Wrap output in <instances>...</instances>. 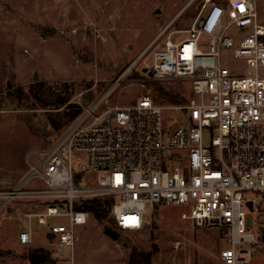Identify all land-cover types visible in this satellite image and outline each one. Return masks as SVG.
Returning <instances> with one entry per match:
<instances>
[{"label": "built area", "instance_id": "1", "mask_svg": "<svg viewBox=\"0 0 264 264\" xmlns=\"http://www.w3.org/2000/svg\"><path fill=\"white\" fill-rule=\"evenodd\" d=\"M174 19L162 30L168 32L165 40L153 48L162 33L137 61L151 50L153 61L146 59L141 68L144 79L190 81L193 94L165 103L144 93L134 103L112 106L106 92L87 107L31 161L25 179L0 188V209L35 199L32 211L25 212V201L15 205V213L29 219V227L19 231L21 243L34 241L37 219L49 226L52 255L60 257L57 246L70 247L66 253L75 264L78 226H87L93 217L80 208L86 200H108L111 227L131 231L146 227L147 215L158 205L185 203L191 212L183 217L224 231L223 264L264 260V211L254 197L238 194H264V23L258 0H203L189 28L169 31ZM182 32L189 35L177 39ZM224 48L245 60L244 73L223 64ZM35 178L45 186L28 187ZM51 217L65 222L50 223Z\"/></svg>", "mask_w": 264, "mask_h": 264}, {"label": "rangeland", "instance_id": "2", "mask_svg": "<svg viewBox=\"0 0 264 264\" xmlns=\"http://www.w3.org/2000/svg\"><path fill=\"white\" fill-rule=\"evenodd\" d=\"M218 1L227 4L237 0ZM188 2L0 0V188L10 189L25 179L31 161L44 154L106 92L112 106L134 103L144 93L165 103L177 100L168 98L171 93L191 96L190 81L144 79L141 68L146 59L153 61L151 50L125 72L162 33L153 48L165 40L168 32L162 30L171 19L175 21L169 31L191 26L203 0ZM258 13L264 23V0H258ZM188 35L178 33L177 39ZM222 61L232 71L245 72V60L236 58L233 49L222 50ZM27 186L44 187L45 182L35 178ZM238 194L254 197L258 209L264 211L261 191ZM21 201L28 205L25 212L34 210L35 199H19L0 209L1 264H21L24 258L31 261L32 243L44 249L52 245L49 226L37 219H33L34 241L20 242L18 231L29 227L23 212L15 213L16 202ZM184 212H191L185 203L158 205L147 215L146 227L117 230L118 239L107 234L106 223L93 214L87 226H78L74 262L131 264V252L137 249L152 251V264H223L221 249L228 245L224 231L196 225L183 217ZM60 222L65 219H50V223ZM177 240L181 241L179 248L175 247ZM57 248L61 250L60 264H71L73 257L66 250L72 248ZM258 263L264 264V260Z\"/></svg>", "mask_w": 264, "mask_h": 264}, {"label": "trees", "instance_id": "3", "mask_svg": "<svg viewBox=\"0 0 264 264\" xmlns=\"http://www.w3.org/2000/svg\"><path fill=\"white\" fill-rule=\"evenodd\" d=\"M156 88L160 90V86L158 85V83L156 82ZM163 89V88H162ZM168 98L170 100H175V101H181L184 99H187L189 96L186 95L181 96L179 94H176V96L171 93L167 95ZM79 112V111H78ZM109 201L108 200H101V199H88L86 200L83 204L80 205V208H84L86 210H88L92 216L93 214L97 217V219H99L100 221H104L106 223V226H113L111 217H110V209L107 207V203ZM112 203H110L111 206ZM153 252H144V251H139V250H135L134 252H131V264H152L153 263ZM32 258V262L33 264H43V263H47V261L49 260V258L51 259V257L49 256L47 258V260L45 261H39L36 260L33 257V254L31 256ZM52 264H55L54 262H52Z\"/></svg>", "mask_w": 264, "mask_h": 264}, {"label": "crops", "instance_id": "4", "mask_svg": "<svg viewBox=\"0 0 264 264\" xmlns=\"http://www.w3.org/2000/svg\"><path fill=\"white\" fill-rule=\"evenodd\" d=\"M189 3V2H188ZM187 3V4H188ZM182 10V9H181ZM180 10V11H181ZM179 11V12H180ZM172 20V19H171ZM26 228V227H25ZM20 229H22V228H20ZM20 231V230H19ZM19 231H18V235H19ZM17 235V236H18ZM54 246H52L51 245V247H49V248H43L40 244H38V243H32L31 245H30V248H31V250H32V254H33V257H34V255L36 254V253H38V252H46L47 254H48V256H49V254H50V257H51V259L49 258V260L47 261V262H50V263H52V262H54L53 260H55L56 262H58L57 264H60V262H62L61 261V259H60V257L59 258H57V257H55V256H53L52 255V253H51V249L53 248ZM32 254H31V256H32ZM48 256H47V258H48ZM25 259V261H24V263H21V264H33V262H32V258H31V261H29L27 258H24ZM53 259V260H52ZM19 260H23V259H19ZM47 260V259H46ZM45 261V260H44ZM0 264H1V262H0Z\"/></svg>", "mask_w": 264, "mask_h": 264}, {"label": "water", "instance_id": "5", "mask_svg": "<svg viewBox=\"0 0 264 264\" xmlns=\"http://www.w3.org/2000/svg\"><path fill=\"white\" fill-rule=\"evenodd\" d=\"M136 61H137V58L134 60V62H136ZM145 71H147V69H145ZM150 75H153V71L150 72ZM249 205L252 208L253 202L250 201ZM105 231L107 234L112 236L114 239H118L120 236L118 231L116 229H114L113 227L108 226V227H106ZM47 256H48V254L46 252H38L34 255V258L36 260H39V261H44L47 259Z\"/></svg>", "mask_w": 264, "mask_h": 264}]
</instances>
